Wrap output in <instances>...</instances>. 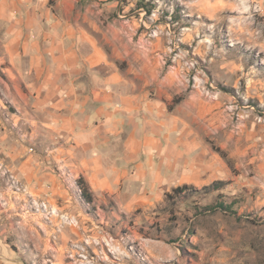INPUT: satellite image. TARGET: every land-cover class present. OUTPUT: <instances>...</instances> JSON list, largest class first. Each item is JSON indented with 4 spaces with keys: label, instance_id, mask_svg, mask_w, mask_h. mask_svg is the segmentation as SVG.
Returning <instances> with one entry per match:
<instances>
[{
    "label": "clouds",
    "instance_id": "clouds-1",
    "mask_svg": "<svg viewBox=\"0 0 264 264\" xmlns=\"http://www.w3.org/2000/svg\"><path fill=\"white\" fill-rule=\"evenodd\" d=\"M0 264H264V0H0Z\"/></svg>",
    "mask_w": 264,
    "mask_h": 264
}]
</instances>
